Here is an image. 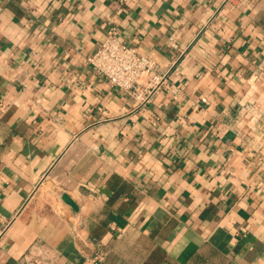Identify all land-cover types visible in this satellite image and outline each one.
<instances>
[{"label": "crops", "instance_id": "1", "mask_svg": "<svg viewBox=\"0 0 264 264\" xmlns=\"http://www.w3.org/2000/svg\"><path fill=\"white\" fill-rule=\"evenodd\" d=\"M112 29L176 95L93 71ZM33 248L264 264V0H0V264Z\"/></svg>", "mask_w": 264, "mask_h": 264}, {"label": "built area", "instance_id": "2", "mask_svg": "<svg viewBox=\"0 0 264 264\" xmlns=\"http://www.w3.org/2000/svg\"><path fill=\"white\" fill-rule=\"evenodd\" d=\"M88 64L95 73L128 94L139 106L150 103L164 89H170L176 95L177 87L170 85L167 74L160 72L156 58L140 54L137 48L122 41L115 29L109 31L96 53L88 58ZM25 264H52V259L45 252L38 255L33 248L26 256Z\"/></svg>", "mask_w": 264, "mask_h": 264}, {"label": "water", "instance_id": "3", "mask_svg": "<svg viewBox=\"0 0 264 264\" xmlns=\"http://www.w3.org/2000/svg\"><path fill=\"white\" fill-rule=\"evenodd\" d=\"M63 198H64L65 202L69 206L72 207V209H74V210H77L78 209L76 203L74 202V200L71 197H69L68 195H64Z\"/></svg>", "mask_w": 264, "mask_h": 264}]
</instances>
